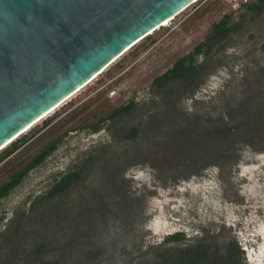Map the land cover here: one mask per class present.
Returning <instances> with one entry per match:
<instances>
[{
  "label": "rangeland",
  "instance_id": "rangeland-1",
  "mask_svg": "<svg viewBox=\"0 0 264 264\" xmlns=\"http://www.w3.org/2000/svg\"><path fill=\"white\" fill-rule=\"evenodd\" d=\"M202 3L139 40L26 130L109 85L104 95L115 105L134 102L97 129L70 131L0 198V264H231L230 243L244 263L264 264V149L244 144L264 146V2L231 12L229 32L212 40L190 78L151 87L227 13L189 19ZM222 114L231 119L219 123ZM221 124L232 127L234 142L208 134ZM73 171L78 180L51 194ZM143 192L141 235L133 220ZM177 231L185 238L160 245Z\"/></svg>",
  "mask_w": 264,
  "mask_h": 264
},
{
  "label": "water",
  "instance_id": "water-1",
  "mask_svg": "<svg viewBox=\"0 0 264 264\" xmlns=\"http://www.w3.org/2000/svg\"><path fill=\"white\" fill-rule=\"evenodd\" d=\"M195 0H0V149Z\"/></svg>",
  "mask_w": 264,
  "mask_h": 264
},
{
  "label": "trees",
  "instance_id": "trees-1",
  "mask_svg": "<svg viewBox=\"0 0 264 264\" xmlns=\"http://www.w3.org/2000/svg\"><path fill=\"white\" fill-rule=\"evenodd\" d=\"M263 2L264 0H255L236 10L243 8L247 10L259 9ZM226 11L227 13H223L218 21H215L210 25L208 32L204 36V40L202 39L196 43L190 51L176 58L171 67L152 80L151 87L154 86L160 88L174 79H185L188 76L190 78L194 72V68L199 66V59L206 56L208 49L211 48V46H214L213 41L223 39L229 32L228 21L231 12L234 11V9L226 7L222 2L217 0H208L202 3L198 9L194 11L189 19H201L205 14L211 12ZM207 41L209 42L207 43ZM193 84L192 81L189 82L190 86ZM112 85H114V83H112ZM109 88H111V85L107 88L97 90L94 95L88 96L86 99L67 108L63 112L56 113L54 116L42 120L40 125L33 126L30 131L23 132L0 149V198L5 196L15 185H17L30 169L40 164L70 131L82 128L97 129L100 123L111 120L119 113L129 112L132 109L134 102L127 101L115 105L110 97L104 95ZM227 119H231L228 114L219 115V123L223 120L224 122H228ZM213 133H217L219 138L227 139V142L228 140L234 142L236 139V134L233 132L232 127L224 124H221L219 125V128H214L208 132L209 135H212ZM244 144L256 149H264V146L254 145L248 141L244 142ZM241 145H239L235 151L226 155L224 161L225 167L224 169H221V171L219 170L220 174L223 172L221 175L222 177H224V174L227 172L229 165L239 155L238 152ZM204 165L205 164L202 166ZM202 166H200L198 170H200ZM79 176V171H73L63 175L51 188L50 193L58 194L65 191L78 180ZM162 182L168 183L165 181ZM146 195L145 192L137 195L139 199L144 198V200L138 216L133 220V226L140 234L141 232L139 228H137L136 222L141 223L145 219L144 209ZM184 238L185 234L181 231H177L167 234L160 245L180 241ZM225 246H227L229 250L228 254L231 259V264H246L238 256L235 243L226 244ZM45 247L46 245L42 244L40 249Z\"/></svg>",
  "mask_w": 264,
  "mask_h": 264
},
{
  "label": "built area",
  "instance_id": "built-area-1",
  "mask_svg": "<svg viewBox=\"0 0 264 264\" xmlns=\"http://www.w3.org/2000/svg\"><path fill=\"white\" fill-rule=\"evenodd\" d=\"M196 1V0H195ZM202 2L208 1V0H201ZM219 2H222L226 7H230L234 10L244 7L255 0H217Z\"/></svg>",
  "mask_w": 264,
  "mask_h": 264
},
{
  "label": "bare ground",
  "instance_id": "bare-ground-1",
  "mask_svg": "<svg viewBox=\"0 0 264 264\" xmlns=\"http://www.w3.org/2000/svg\"><path fill=\"white\" fill-rule=\"evenodd\" d=\"M173 17H174V16H172V17L169 18L168 20L164 21L161 25L157 26V27L154 28L152 31H154L155 29H157V28L160 27V26H163L165 23H167V22H168L169 20H171ZM152 31H150V33H151ZM136 43H137V42H136ZM136 43H135V44H136ZM131 47H132V46H131ZM75 92H76V91H75ZM75 92H74V93H75ZM72 94H73V93H72ZM72 94H71V95H72ZM71 95H70V96H71ZM66 99H67V98H66ZM66 99H65V100H66ZM65 100H64V101H65ZM62 102H63V101H62ZM62 102H61V103H62ZM61 103H60V104H61ZM54 109H55V108H54ZM51 111H52V110H51ZM51 111H50V112H51Z\"/></svg>",
  "mask_w": 264,
  "mask_h": 264
}]
</instances>
